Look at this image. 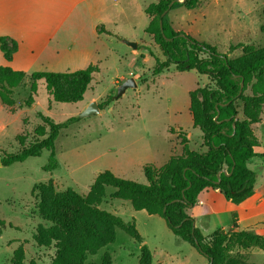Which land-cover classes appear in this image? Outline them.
I'll return each mask as SVG.
<instances>
[{"label":"rangeland","instance_id":"374dc122","mask_svg":"<svg viewBox=\"0 0 264 264\" xmlns=\"http://www.w3.org/2000/svg\"><path fill=\"white\" fill-rule=\"evenodd\" d=\"M157 1L142 0V3L149 6ZM169 18L175 30L215 46L231 59L243 54V48L230 50L232 46L264 47V0H203L193 10L179 7L170 11ZM150 21L151 17L143 14L134 28H113L112 32L124 37L122 40L129 41L128 36H132L131 42L137 48L102 33L99 39L91 41V61L70 65V70L90 65L99 69L82 102H56L44 81H39L35 103L26 106L24 102L31 95L32 85L29 74L14 91L13 98L25 106L24 115L29 120L26 125L21 122L8 130L4 138L8 152L20 150L14 138L23 130L26 143L40 139L35 134L36 128L43 125L39 113L50 116L56 123L72 117L78 121L62 130L56 140L57 169H44L50 157L47 150L25 162L0 167V264H12L18 249L23 250L26 263L51 264L56 257V242L40 245L35 239L40 227L52 226L40 215L42 197L37 186L53 180L58 192L71 190L87 196L104 171L146 184L143 173L146 164L160 167L171 155L182 153L177 138L180 131L186 133L191 149L205 150L202 132L193 125L189 93L207 85L209 80L195 71L179 72L174 66L154 76L156 60L165 58L153 36L146 32ZM129 78H134L137 86L116 98L118 87ZM250 93L248 90L246 95ZM108 96H113L108 106L80 118L92 103L100 106ZM237 105L239 117L244 118L243 103L238 101ZM262 118L264 121V112ZM46 128L48 134L49 127ZM257 132L264 147V128ZM98 208L135 222L153 254L152 264H210L197 249L178 239L162 217L135 210L131 201L113 187L105 188ZM252 232L264 238L263 227ZM228 251L245 264H264V245L243 249L230 243ZM105 253L111 255L113 264H139L140 244L123 230H117L116 241L88 256L86 264H102Z\"/></svg>","mask_w":264,"mask_h":264},{"label":"trees","instance_id":"16d2710c","mask_svg":"<svg viewBox=\"0 0 264 264\" xmlns=\"http://www.w3.org/2000/svg\"><path fill=\"white\" fill-rule=\"evenodd\" d=\"M202 1L158 0L150 4L145 12L151 17L146 32L153 36L165 58L164 61L156 60L153 75H160L174 66L179 72L195 71L209 80L207 85L189 93L193 125L202 132L205 150L191 149L186 133L180 131L177 138L182 153L171 155L160 167L146 164L143 167L146 184L104 171L98 175L91 194L87 196L71 190L58 192L53 180L37 186L42 197L40 215L52 226L46 229L40 227L35 239L40 245L46 241L56 242L57 253L51 264H86L88 256L116 241L117 230H123L140 244L139 264H152L153 254L143 244L144 239L135 222L125 221L98 208L107 187H113L127 197L135 210L162 217L178 239L197 249L210 264H245L228 251L230 243L243 249L264 245V238L260 235L239 230L236 219L233 229L227 232L218 230L204 236L195 226L194 219L187 214V209L197 203L199 194L206 188L221 190L235 204L250 198L258 172L250 169L248 162L255 157H264L255 150L259 147L255 126L261 122L264 112V47L232 46L230 50L243 48V54L231 59L215 46L175 30L169 12L179 7L193 10ZM97 32L122 40L121 36L103 26H98ZM17 48V43L10 45L6 37H0V49L6 60H12ZM98 72V67L94 65L68 72H33L30 74L31 95L24 103L26 106L35 103L39 81H44L48 93L56 102H82L94 74ZM26 76L25 72L0 66V104L14 110V91L23 85ZM248 90L251 93L246 95ZM112 101L113 96H108L99 107L103 109ZM238 101L244 105L243 120L238 118ZM39 117L43 125L36 128L35 134L40 139L26 143V135L21 134L17 138L18 152L0 150L3 166L25 162L47 150L50 157L44 169H57L56 140L61 131L76 123L78 118L56 123L42 113ZM46 126L49 127L48 134ZM12 264L35 263H26L23 250L18 249L14 252ZM102 264H113L109 253L104 254Z\"/></svg>","mask_w":264,"mask_h":264},{"label":"crops","instance_id":"0c3cea01","mask_svg":"<svg viewBox=\"0 0 264 264\" xmlns=\"http://www.w3.org/2000/svg\"><path fill=\"white\" fill-rule=\"evenodd\" d=\"M147 7L142 0H0V37H6L10 45H18L11 61L0 49V66L29 75L39 71H75L70 70L72 63L91 61V41L101 35L98 26L110 31L120 26L134 28ZM128 37L132 41V36ZM15 101L14 110L0 104V150H6L4 138L8 130L21 122L26 125L29 120L24 115L25 106ZM262 128L263 118L255 126L259 142L255 150L264 155L257 132ZM23 131L15 136V141ZM248 167L258 172L250 198L235 204L221 190L206 188L197 203L187 209L204 236L233 229L235 219L239 230L264 228V157L252 158Z\"/></svg>","mask_w":264,"mask_h":264},{"label":"water","instance_id":"95a60500","mask_svg":"<svg viewBox=\"0 0 264 264\" xmlns=\"http://www.w3.org/2000/svg\"><path fill=\"white\" fill-rule=\"evenodd\" d=\"M164 14H167L164 13ZM123 42H125L127 45L133 47V48H137V44L134 43V42H131V41H128V40H123ZM137 86V83L135 81L134 78H129L127 80H125L123 83H121V85L118 87V90H117V96L116 98H118L119 96H121L123 93H125V91L128 89V88H133V87H136ZM242 87H243V84H242ZM241 92H242V89H241ZM99 111V106L96 102L92 103V105H90L88 107V109H86L81 115H80V118H83V117H89V116H92L94 113L98 112ZM3 164H2V161L0 159V167H2ZM224 174H226V171L224 170L223 171ZM220 178V176H219Z\"/></svg>","mask_w":264,"mask_h":264}]
</instances>
